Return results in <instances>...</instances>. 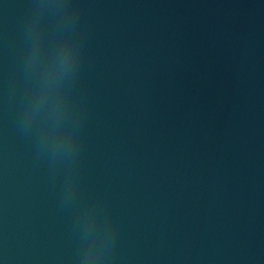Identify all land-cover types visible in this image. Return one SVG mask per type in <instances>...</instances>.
<instances>
[{
  "label": "water",
  "instance_id": "1",
  "mask_svg": "<svg viewBox=\"0 0 264 264\" xmlns=\"http://www.w3.org/2000/svg\"><path fill=\"white\" fill-rule=\"evenodd\" d=\"M40 8L34 63L81 48L77 207L19 128L34 0H0V264H79L78 208L115 227L110 264H264V0H68ZM107 249L102 220L87 225ZM84 264H99L86 259Z\"/></svg>",
  "mask_w": 264,
  "mask_h": 264
},
{
  "label": "clouds",
  "instance_id": "2",
  "mask_svg": "<svg viewBox=\"0 0 264 264\" xmlns=\"http://www.w3.org/2000/svg\"><path fill=\"white\" fill-rule=\"evenodd\" d=\"M40 8L53 12L60 19L71 10L77 19V13L70 7L68 0H34L33 12L24 30L27 51L20 68L23 92L20 99L19 128L24 135L35 138L37 156L47 159L54 176L61 169L64 170L62 203L64 207L72 208L77 207L79 197L77 163L80 154L81 114L75 113L79 127L70 133L66 132L62 138L54 135V128L71 108V86L73 78L77 77L79 71L81 48H77L70 56H62L56 70L48 63L37 66L28 44L35 14ZM96 220H102L107 226L109 233L107 249L93 250L84 236L87 225ZM76 228L80 231V244L83 250L79 264H84L89 258L99 264H110L115 227L109 218L102 216L101 209L94 202L79 206Z\"/></svg>",
  "mask_w": 264,
  "mask_h": 264
}]
</instances>
